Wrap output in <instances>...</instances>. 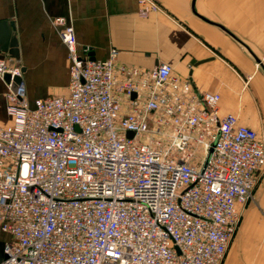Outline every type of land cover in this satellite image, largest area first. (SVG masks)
<instances>
[{
  "label": "built area",
  "instance_id": "1",
  "mask_svg": "<svg viewBox=\"0 0 264 264\" xmlns=\"http://www.w3.org/2000/svg\"><path fill=\"white\" fill-rule=\"evenodd\" d=\"M159 9L138 0L141 17ZM53 22L65 93L29 101L20 66L0 54V264H221L264 141L169 64L129 67L115 49L97 60Z\"/></svg>",
  "mask_w": 264,
  "mask_h": 264
},
{
  "label": "crops",
  "instance_id": "2",
  "mask_svg": "<svg viewBox=\"0 0 264 264\" xmlns=\"http://www.w3.org/2000/svg\"><path fill=\"white\" fill-rule=\"evenodd\" d=\"M138 14V0H0V20L13 21L26 97L66 92L70 63L59 36L63 17L78 49L97 60L151 68L167 63L199 90L220 95L219 112L233 113L264 141V0H155ZM0 76V122L9 119ZM9 238L0 230V258ZM221 264H264V169Z\"/></svg>",
  "mask_w": 264,
  "mask_h": 264
},
{
  "label": "water",
  "instance_id": "3",
  "mask_svg": "<svg viewBox=\"0 0 264 264\" xmlns=\"http://www.w3.org/2000/svg\"><path fill=\"white\" fill-rule=\"evenodd\" d=\"M0 54H6L13 59L16 66H20L19 48L13 21L0 20ZM21 71L23 70L22 67ZM10 75L4 73L2 79L5 83L9 82ZM15 82L20 81L19 76L14 77ZM15 82L12 83V89H15ZM134 95V94H133ZM127 136H132V131L126 132Z\"/></svg>",
  "mask_w": 264,
  "mask_h": 264
},
{
  "label": "rangeland",
  "instance_id": "4",
  "mask_svg": "<svg viewBox=\"0 0 264 264\" xmlns=\"http://www.w3.org/2000/svg\"><path fill=\"white\" fill-rule=\"evenodd\" d=\"M22 77H23V75H22ZM58 93H59V94H62V93H65V92H61V91H60V92H58Z\"/></svg>",
  "mask_w": 264,
  "mask_h": 264
}]
</instances>
